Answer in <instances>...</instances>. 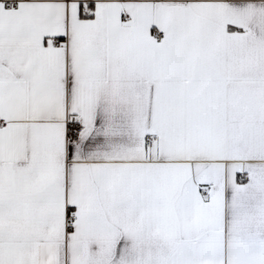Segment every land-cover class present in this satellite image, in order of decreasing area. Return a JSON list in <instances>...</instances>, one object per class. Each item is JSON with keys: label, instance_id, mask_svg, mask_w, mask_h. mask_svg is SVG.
<instances>
[{"label": "snow or ice", "instance_id": "snow-or-ice-1", "mask_svg": "<svg viewBox=\"0 0 264 264\" xmlns=\"http://www.w3.org/2000/svg\"><path fill=\"white\" fill-rule=\"evenodd\" d=\"M0 264H264V0H0Z\"/></svg>", "mask_w": 264, "mask_h": 264}]
</instances>
